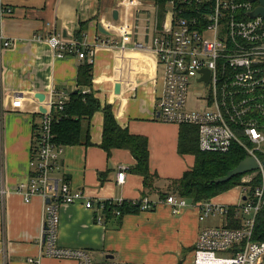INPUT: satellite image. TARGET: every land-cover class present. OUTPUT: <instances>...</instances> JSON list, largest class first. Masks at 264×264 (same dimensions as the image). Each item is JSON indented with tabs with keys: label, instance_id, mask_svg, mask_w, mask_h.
Returning <instances> with one entry per match:
<instances>
[{
	"label": "crops",
	"instance_id": "0c3cea01",
	"mask_svg": "<svg viewBox=\"0 0 264 264\" xmlns=\"http://www.w3.org/2000/svg\"><path fill=\"white\" fill-rule=\"evenodd\" d=\"M133 2L125 7V0H0V8L12 10L9 15L0 13V22L5 36L13 42L11 48L0 47V190L10 191L5 196L0 194V264H78L72 258L45 255L40 241L45 202L35 197L27 203L16 192L17 185L28 181L34 128L43 118L40 108L47 111L55 92L76 89L84 59L77 52L59 58L44 40L53 34L66 43H75L80 51L94 50V94L102 107L112 106L120 127L147 138L150 170L157 178L154 188L145 191L144 178L132 171L136 160L131 152L114 149L108 155L100 146L102 111L91 119L93 145L65 147L58 176L96 204L135 202L144 197L159 201L165 200L162 194L178 195L171 191V182L194 167V155L179 152L181 126L164 123L159 115L164 69L157 54L150 48L132 49L136 43L152 46L155 27L169 20L168 4L162 14L154 1ZM110 21L132 26L127 48L103 45L107 40L121 41L108 29ZM117 84L121 86L118 94ZM37 94L45 96L44 102ZM17 98L21 99V107L14 108ZM122 168L126 176L118 182ZM230 191L236 196L231 198ZM230 191L208 202L229 207L240 204L242 187ZM60 211L59 246L83 249L94 260L109 258L135 264H194L201 231L228 223L227 216H222L221 225H211L209 217L200 220V210L192 206L175 215L164 203L122 218L114 214L107 217L83 203L65 205ZM98 217L102 222L97 221Z\"/></svg>",
	"mask_w": 264,
	"mask_h": 264
},
{
	"label": "built area",
	"instance_id": "2783aa9c",
	"mask_svg": "<svg viewBox=\"0 0 264 264\" xmlns=\"http://www.w3.org/2000/svg\"><path fill=\"white\" fill-rule=\"evenodd\" d=\"M125 0V7L135 4ZM256 6L253 2L236 0H170L169 20L162 27H155L152 46L136 43L135 50L150 48L157 54L164 69V85L158 100L161 120L167 124L193 126L198 130V144L203 152L227 153L238 144L254 158L259 168L247 173L242 182L241 203L234 206L237 228L220 226L208 228L199 234L194 250V264H264V241L255 240V225L258 214L264 208V18H253L250 13ZM12 10L2 6V16ZM0 22V47L11 48ZM108 29L121 37L103 41L111 48H127L133 28L128 22L108 23ZM107 29V30H108ZM57 51V56L78 53L80 58L94 61V50L80 51L75 43H66L56 34L44 39ZM209 71L207 75L204 71ZM208 77V81H207ZM198 85L196 99L201 108H189L190 87ZM70 101V92H55L54 100L43 118L35 125L28 181L17 185L16 192L29 203L35 197L45 202V217L40 241L45 255L50 258H72L78 264H135L114 259L94 260L83 249L63 248L58 243L60 210L65 205L83 203L88 209L104 212L107 205L117 206L113 214L120 217V207L125 202L95 201L83 191L74 190L61 171V159L65 146L54 139L53 110L61 111ZM21 99L13 102L21 107ZM240 132L243 138L240 136ZM34 147V149H33ZM118 173V182H123L125 169ZM260 177L261 183L251 188L250 183ZM10 191L2 188L5 196ZM141 211H150L164 203L180 214L187 207L200 210V220L209 216H229L231 206L211 202L189 203L176 194L165 200L152 201L144 197ZM102 222V218H97Z\"/></svg>",
	"mask_w": 264,
	"mask_h": 264
},
{
	"label": "trees",
	"instance_id": "16d2710c",
	"mask_svg": "<svg viewBox=\"0 0 264 264\" xmlns=\"http://www.w3.org/2000/svg\"><path fill=\"white\" fill-rule=\"evenodd\" d=\"M148 1H154L159 5L162 14H164L170 0ZM236 1L244 3L251 0ZM81 33L82 30H79L77 35L80 36ZM75 91L77 92L74 93ZM97 111L104 113L103 139L100 146L108 155L114 149L129 150L136 160L132 171L144 178L145 191H151L154 188L157 176L152 174L150 170V152L147 138L131 134L127 129L120 127L111 105L102 107L93 90V63L83 59L78 70L77 87L70 92V101L66 103L63 110L59 111L56 108L53 110L54 141L65 147L79 145L88 147L93 145L90 137V126L91 119ZM240 136L243 138L241 132ZM179 152L181 154H191L195 157L194 167L185 172L182 178L171 182V191L177 193L179 197L195 204L208 202L237 186L244 185L242 179L247 174L238 175L226 183L217 184L214 182V180L226 176L229 171L235 169L247 158L246 151L238 144L233 145L227 153L203 152L199 148L197 128L184 125L181 126L180 131ZM261 158L264 160V155ZM260 183V177H256L248 186L255 188ZM168 195L169 193L162 194L161 197L165 199ZM114 208L118 207L106 206L104 213L107 217L113 214ZM119 209L121 211L120 218L127 214L141 212L140 202L133 204L132 201H125ZM227 226L230 228L240 226V222L235 220L234 207L230 209ZM254 239L264 241V208L257 216Z\"/></svg>",
	"mask_w": 264,
	"mask_h": 264
},
{
	"label": "water",
	"instance_id": "95a60500",
	"mask_svg": "<svg viewBox=\"0 0 264 264\" xmlns=\"http://www.w3.org/2000/svg\"><path fill=\"white\" fill-rule=\"evenodd\" d=\"M251 2L258 3V6L255 8L254 11L250 13V16L253 18L261 16L264 18V0H251ZM114 19L115 20L118 19V11L114 12ZM204 72H206L207 75L209 74L208 70L207 71L205 70ZM207 81H208V77H207ZM120 89H121L120 84H117L115 86V92L118 94L120 92ZM76 92L77 91H75L74 93ZM37 98L39 99V101L44 102L45 96L42 94H37ZM40 112L42 114H45L46 113L45 108L43 107L40 108ZM262 164L264 166V162H262ZM258 168H259L258 162L254 158L249 157L243 160L235 169L229 171L226 176L218 178L214 180V182L217 184L226 183L238 175H244L249 172H253L257 170Z\"/></svg>",
	"mask_w": 264,
	"mask_h": 264
},
{
	"label": "rangeland",
	"instance_id": "374dc122",
	"mask_svg": "<svg viewBox=\"0 0 264 264\" xmlns=\"http://www.w3.org/2000/svg\"><path fill=\"white\" fill-rule=\"evenodd\" d=\"M198 88H199V86L197 84L196 85L194 84L193 86L190 87L191 94L188 98V107L189 108H201L202 107V104L197 101L196 96H195V94L198 92ZM262 147L264 148V144L262 145ZM234 193H233V191H230V195L232 197L231 196H229V197H231V198L235 197L236 193H235V195H234ZM222 219H223V217L221 215L209 216V218L207 219V222L210 223L211 225H221Z\"/></svg>",
	"mask_w": 264,
	"mask_h": 264
},
{
	"label": "flooded vegetation",
	"instance_id": "af4514ba",
	"mask_svg": "<svg viewBox=\"0 0 264 264\" xmlns=\"http://www.w3.org/2000/svg\"><path fill=\"white\" fill-rule=\"evenodd\" d=\"M254 5L257 7L258 6V3H254Z\"/></svg>",
	"mask_w": 264,
	"mask_h": 264
}]
</instances>
